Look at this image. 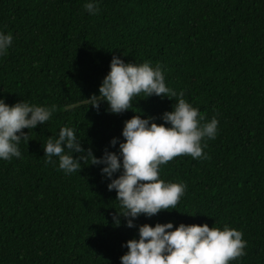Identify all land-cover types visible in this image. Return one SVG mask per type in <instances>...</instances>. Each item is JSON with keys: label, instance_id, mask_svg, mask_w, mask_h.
I'll return each mask as SVG.
<instances>
[{"label": "trees", "instance_id": "1", "mask_svg": "<svg viewBox=\"0 0 264 264\" xmlns=\"http://www.w3.org/2000/svg\"><path fill=\"white\" fill-rule=\"evenodd\" d=\"M86 2L0 0V31L13 35L0 56V99L55 105L43 125L21 130L30 139L21 157L0 160V264H120L139 226L169 222L241 231L245 255L230 264H264V0H98L95 15ZM113 56L159 64L201 123L218 120L215 139L201 142L206 159L180 155L160 166V179L186 186L176 208L141 214L133 228L117 216L104 165L89 158L65 175L42 147L67 126L85 150L73 158L89 149L100 158L118 153L132 116L163 123L176 97L141 93L119 114L104 101L91 106Z\"/></svg>", "mask_w": 264, "mask_h": 264}, {"label": "clouds", "instance_id": "2", "mask_svg": "<svg viewBox=\"0 0 264 264\" xmlns=\"http://www.w3.org/2000/svg\"><path fill=\"white\" fill-rule=\"evenodd\" d=\"M83 7L89 15H95L99 11L98 0H89ZM12 40V33L0 31V56L7 53ZM109 68L98 89L103 99L92 96L91 106L98 107L99 102L104 101L112 114H119L129 110L130 102L141 93L145 97H176L172 111L160 117L163 123L157 125L153 117L132 116L124 122L121 132L124 142H119L118 153L105 151L100 158L90 149L86 155L73 158L74 153L85 150L75 130L67 126L59 129L56 138L47 137L42 147L45 162L55 164L53 157H56L58 168L65 175L79 171L89 158L90 165H104L101 174L111 181L107 188L115 190L116 201L122 209L117 216L125 217L126 227L133 228V221L141 214L152 217L176 208L186 186L160 179V166L180 155H189L194 160L206 159L203 148L207 145L201 142L205 138L215 139L218 120L213 116L209 122L201 123L204 116L183 98V91L177 93L166 86L159 64L155 67L149 62L126 64L113 56ZM54 109L55 105L36 106L24 101L9 106L0 99V160L20 158L21 141L30 140L29 134L21 130L43 125ZM117 143V138L110 141L113 147ZM116 173L120 174L113 179ZM113 219L119 226V220ZM242 236L241 231L227 225L221 230L209 228L207 224L181 223L175 229L171 222L157 223L154 227L144 224L138 227V239L122 244L127 252L120 257V264H230L245 255L247 242Z\"/></svg>", "mask_w": 264, "mask_h": 264}]
</instances>
